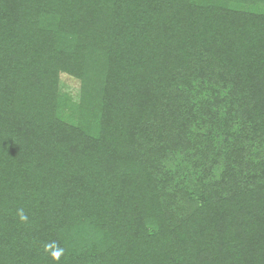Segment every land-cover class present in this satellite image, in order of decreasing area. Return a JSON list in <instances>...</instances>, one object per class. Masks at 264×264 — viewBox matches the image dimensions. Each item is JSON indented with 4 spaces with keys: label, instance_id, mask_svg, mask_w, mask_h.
Wrapping results in <instances>:
<instances>
[{
    "label": "trees",
    "instance_id": "1",
    "mask_svg": "<svg viewBox=\"0 0 264 264\" xmlns=\"http://www.w3.org/2000/svg\"><path fill=\"white\" fill-rule=\"evenodd\" d=\"M50 241L264 264V0H0V264Z\"/></svg>",
    "mask_w": 264,
    "mask_h": 264
},
{
    "label": "clouds",
    "instance_id": "2",
    "mask_svg": "<svg viewBox=\"0 0 264 264\" xmlns=\"http://www.w3.org/2000/svg\"><path fill=\"white\" fill-rule=\"evenodd\" d=\"M16 218L21 225L30 223L29 216L23 208H18ZM43 251L48 254L53 264H61V257L65 255V248L60 246L56 241H50L43 244Z\"/></svg>",
    "mask_w": 264,
    "mask_h": 264
},
{
    "label": "rangeland",
    "instance_id": "3",
    "mask_svg": "<svg viewBox=\"0 0 264 264\" xmlns=\"http://www.w3.org/2000/svg\"><path fill=\"white\" fill-rule=\"evenodd\" d=\"M61 81H62V84L65 86L64 88H67L68 90L70 89L73 92L77 91L78 82L76 80L72 79L71 77L65 74H62Z\"/></svg>",
    "mask_w": 264,
    "mask_h": 264
}]
</instances>
